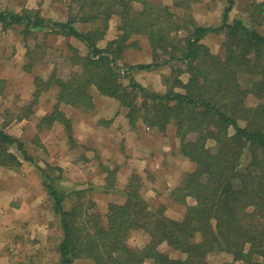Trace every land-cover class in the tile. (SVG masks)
<instances>
[{
  "label": "trees",
  "instance_id": "obj_1",
  "mask_svg": "<svg viewBox=\"0 0 264 264\" xmlns=\"http://www.w3.org/2000/svg\"><path fill=\"white\" fill-rule=\"evenodd\" d=\"M77 1L76 11L59 21L34 9L0 11L4 29L22 26L25 35L48 29L74 37L87 48L81 54L68 44L69 61L76 70L65 78L53 73L47 80L36 77L37 87L53 85L58 103L85 108L93 107L94 87L119 102L130 126L141 121L148 129L165 132L172 123L181 155L195 168L172 189L174 199L184 205L179 219L153 211L139 184L129 183L125 200L109 203L104 214L65 209L67 193L45 175L43 185L62 230L60 264L77 259L92 264H208V255L218 251L232 256L233 261L224 264H264V33L259 30L263 20L252 25L240 19L228 23L234 0H226L218 26L198 25L192 16H180L170 6L150 0ZM186 1L173 5L187 10ZM251 9L263 15L264 2ZM112 16L119 18L117 34L100 47L97 42ZM77 22L96 28L82 31ZM210 33L224 35L222 55L212 53L202 41ZM134 36L146 39L153 60L122 68L118 61L134 45ZM168 64L171 71L163 78V92L147 89L131 75ZM249 94L258 100L254 106L246 103ZM41 121L70 128L58 105ZM14 143L23 158L30 159L20 140L0 130V166H18L10 151ZM244 152L249 160L242 165ZM133 231L145 233L148 241L130 246ZM162 243L172 252L162 251Z\"/></svg>",
  "mask_w": 264,
  "mask_h": 264
},
{
  "label": "rangeland",
  "instance_id": "obj_2",
  "mask_svg": "<svg viewBox=\"0 0 264 264\" xmlns=\"http://www.w3.org/2000/svg\"><path fill=\"white\" fill-rule=\"evenodd\" d=\"M150 1L166 4L180 16L190 15L201 26L220 25L226 6V0H187L188 9L181 10L173 5L181 0ZM261 2L264 0H234L228 23L240 19L246 25H252L263 20L259 30L264 33V14L256 15L257 12L251 9ZM77 3V0H0V11L20 13L24 9H34L46 19L59 21L74 13ZM118 25L119 18L112 16L98 46L104 47L115 38ZM75 26L82 31L96 28L78 22ZM22 30V26L4 29L0 24V130L20 140L30 157L24 159L14 143L10 151L19 164L1 170L0 264H60L58 245L62 230L59 215L43 185L45 175L67 193L65 209L76 207L79 211L104 214L109 203L125 200L124 191L129 183L139 184L141 196L153 211H163L169 218H181L184 205L174 199L172 189L185 173L193 171L195 165L181 155L173 124L170 123L165 132H157L138 121L136 133L140 134L139 144L143 146L139 150L127 126L121 127L123 132L104 129L115 116L125 113L117 100L104 97L91 87L92 108L58 103L56 87H37L35 78L47 80L51 73L58 78L69 76L76 67L69 61L68 44L81 54H86L87 48L74 37L51 34L48 29L27 35ZM223 39L221 33H210L202 41L212 53L222 55ZM131 40L134 45L125 50L118 65L127 68L152 62L154 56L146 39L134 36ZM170 65L151 71H132L131 75L147 89L163 92L166 88L163 78L169 75ZM186 77V74L181 75L182 79ZM35 91H38L37 96ZM257 102L251 94L246 98L250 106ZM56 105L69 120L67 130L58 121L52 124L41 121ZM128 158H140V167L144 168L140 171L137 163ZM248 160L249 154L244 152L242 165ZM151 167L156 170L152 171ZM187 202L191 203L190 198ZM17 234L20 239H13ZM148 239L145 233L133 231L128 243L137 247ZM160 249L172 252L165 243ZM207 261L208 264H224L233 259L229 253L218 251L208 255ZM72 264H92V261L77 259Z\"/></svg>",
  "mask_w": 264,
  "mask_h": 264
},
{
  "label": "crops",
  "instance_id": "obj_3",
  "mask_svg": "<svg viewBox=\"0 0 264 264\" xmlns=\"http://www.w3.org/2000/svg\"><path fill=\"white\" fill-rule=\"evenodd\" d=\"M112 119V118H111ZM125 126H127V128H129V129H127V130H129L132 134H133V136H131V138H132V140L134 139L135 141L133 142L134 144H135V146L137 147V149H139L140 150V148H142L143 146H141L140 144H139V140L141 139L140 137H139V135L140 134H137L136 133V126H130L129 124H128V122H127V119L125 118V116H124V114H119L118 116H115L114 118H113V120L112 121H110V122H108V124L105 126V128L104 129H107L108 131H115V132H123V130H122V128L124 127L125 128ZM122 127V128H121ZM127 133V132H126ZM130 140V139H129ZM127 141H128V139H127ZM131 141V140H130ZM125 145V144H124ZM132 152H134V149L132 150ZM142 158V157H141ZM129 159V158H128ZM130 160H133V161H135L136 163H137V165H138V168H140L139 170L141 171V168L143 167L144 168V166H142V167H140L141 166V164H142V162H141V160H140V158H137V159H134V158H130L129 159V161ZM153 165V164H152ZM2 167H4V166H0V207H1V202H2V198H3V187H2V175H1V170H2ZM7 168V167H6ZM142 168V169H143ZM148 168V167H147ZM150 169H152V171H154V170H156L155 169V167H151ZM179 183V182H178ZM176 185H178V184H176ZM27 203V202H26ZM17 231V230H16ZM16 233V232H15ZM14 233V234H15ZM13 239H16V240H19L20 239V234H17V236H13Z\"/></svg>",
  "mask_w": 264,
  "mask_h": 264
}]
</instances>
